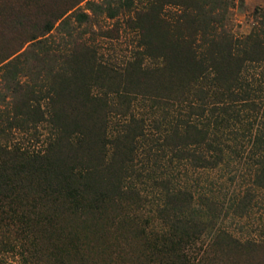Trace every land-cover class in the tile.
<instances>
[{
	"label": "trees",
	"instance_id": "trees-1",
	"mask_svg": "<svg viewBox=\"0 0 264 264\" xmlns=\"http://www.w3.org/2000/svg\"><path fill=\"white\" fill-rule=\"evenodd\" d=\"M84 1L45 15L24 43L0 53V260L14 251L26 264L250 260L263 246L218 228L225 205L203 195L196 202L171 172L250 160L264 191V8L239 37L237 0L88 1L94 15L123 16L141 37L134 59L108 69L94 48L81 66L75 44L54 48L47 39L60 20L69 38L71 19L90 21L67 15ZM41 123L52 131L44 149L12 143L15 131ZM140 155L159 175L144 176ZM144 177L163 188L153 214L135 184ZM252 199L229 209L243 214Z\"/></svg>",
	"mask_w": 264,
	"mask_h": 264
},
{
	"label": "rangeland",
	"instance_id": "rangeland-1",
	"mask_svg": "<svg viewBox=\"0 0 264 264\" xmlns=\"http://www.w3.org/2000/svg\"><path fill=\"white\" fill-rule=\"evenodd\" d=\"M88 1L96 4L103 2V0H85L79 7L70 11L67 15L75 11L87 13L90 15V21L79 24L71 19L70 23L75 28L72 38H69L67 34L69 26L63 25L62 20L58 21L53 31L47 36L49 44L54 48L60 45L66 46L65 49L73 48L75 44L81 66L83 62L86 64L89 60L87 50L94 48L103 66L108 69L123 68L128 61L135 58V52L141 40L140 35L128 28L127 19L123 16L111 19L104 14L94 15L88 10ZM73 3L75 0H0V53H4L3 51L9 48L15 49L19 44L24 43L30 31L45 15L61 12ZM257 8H264V0H237L236 7L232 9V28L237 36L241 37L251 32L252 14ZM173 11H175L174 8L168 9L170 13ZM72 42H74L73 46L69 45ZM28 46L29 44H26L20 52L27 50ZM25 80L26 78H22L23 82ZM51 137L50 126L47 123H41L37 128L26 133L15 131L12 143H19L31 151H38L47 146ZM153 160L140 155L138 169H144V176L148 173H153L154 176L159 175ZM168 162V158L162 161L161 164L164 165L160 171L168 168ZM154 171L157 172L154 173ZM171 175L175 176L173 182L194 194L196 202H199L203 195L218 200L220 205H225L221 218L217 222L218 228L227 230L241 242L253 241L263 246L253 250L250 260L243 258L240 264H264V191L253 183V164L250 160H238L228 167L221 166L215 170L195 171L189 165H182L176 168L174 173L171 172ZM136 179L135 184L145 200L144 211L147 214L155 213L162 203L163 188L159 187L154 180L145 177ZM245 196L253 198L245 213L236 214L234 209H229L233 201L238 202ZM210 239V231H207L202 241L207 242ZM1 254L0 264H26L20 251Z\"/></svg>",
	"mask_w": 264,
	"mask_h": 264
}]
</instances>
